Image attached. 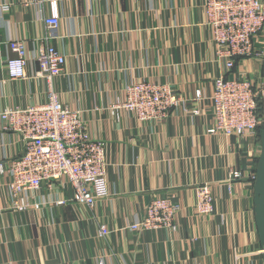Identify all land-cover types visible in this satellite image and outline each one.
Segmentation results:
<instances>
[{
    "label": "crops",
    "instance_id": "crops-1",
    "mask_svg": "<svg viewBox=\"0 0 264 264\" xmlns=\"http://www.w3.org/2000/svg\"><path fill=\"white\" fill-rule=\"evenodd\" d=\"M51 1H56L51 6ZM204 0H0V113L47 101L34 54L46 39L67 57L55 81L63 104L78 110L89 132L106 141L110 194L96 213L69 201V188L46 185L33 201L14 208L0 177V264H264L254 211V184L261 147L208 132L210 96L225 74L206 24ZM58 13L57 29L43 16ZM264 36V35H263ZM263 36L256 48L263 47ZM260 38V39H259ZM15 39L28 44L27 77L12 80L6 60ZM260 80L264 63L246 60L237 70ZM169 84L189 99L197 90L202 113L177 109L161 121H141L112 105L138 81ZM198 105V104H197ZM113 112V113H112ZM0 117V161L23 152L18 134ZM244 178L231 179V171ZM209 185L213 212L197 210V188ZM156 196L179 205L178 230L133 231ZM68 202L59 205L58 198ZM112 231L99 236L100 224Z\"/></svg>",
    "mask_w": 264,
    "mask_h": 264
},
{
    "label": "built area",
    "instance_id": "built-area-1",
    "mask_svg": "<svg viewBox=\"0 0 264 264\" xmlns=\"http://www.w3.org/2000/svg\"><path fill=\"white\" fill-rule=\"evenodd\" d=\"M55 3L51 1V6ZM203 9L216 44L217 60L223 63L225 74L246 60L264 63V0H204ZM42 18L50 29L60 26L58 13ZM262 36L263 47L256 48L258 37ZM48 40L33 57L39 65L36 75L47 84V101L8 108L0 113L6 122L4 128L18 134L24 144L20 155L0 161V177L8 178L5 187L14 208L39 207L41 203L33 198L46 185L52 192L69 188L72 192L69 201L96 213L100 201L110 194L107 143L89 132L80 111L60 100L55 81L66 73L67 57ZM8 46L15 51L6 60L9 77L26 78L31 61L27 42L15 39ZM225 74L214 81L210 96L213 124L208 132L258 141L257 128L261 124L258 99L264 102V75L257 80L244 72L234 76ZM204 99L203 91L197 90L193 99L196 106L190 109L189 99L169 84L144 80L128 84L124 97L118 98L112 109L115 113L122 109L141 121H161L177 109L199 116L203 112L199 103ZM230 175L231 179L244 178L243 172L237 169ZM248 177L254 184L256 169ZM196 195L197 210L202 214L213 212L214 197L209 185L198 187ZM67 202L61 197L56 200L59 205ZM179 210V205L170 197H153L145 207L144 216L132 223L130 229L177 231ZM111 233L106 224H100L99 236L107 237Z\"/></svg>",
    "mask_w": 264,
    "mask_h": 264
},
{
    "label": "water",
    "instance_id": "water-1",
    "mask_svg": "<svg viewBox=\"0 0 264 264\" xmlns=\"http://www.w3.org/2000/svg\"><path fill=\"white\" fill-rule=\"evenodd\" d=\"M254 211L264 260V129L261 132V153L256 166L254 183Z\"/></svg>",
    "mask_w": 264,
    "mask_h": 264
},
{
    "label": "trees",
    "instance_id": "trees-1",
    "mask_svg": "<svg viewBox=\"0 0 264 264\" xmlns=\"http://www.w3.org/2000/svg\"><path fill=\"white\" fill-rule=\"evenodd\" d=\"M234 70H237V66ZM258 115L261 120V124L257 128L258 140L261 141V132L264 129V102L261 99H258ZM258 161V159H257Z\"/></svg>",
    "mask_w": 264,
    "mask_h": 264
},
{
    "label": "rangeland",
    "instance_id": "rangeland-1",
    "mask_svg": "<svg viewBox=\"0 0 264 264\" xmlns=\"http://www.w3.org/2000/svg\"><path fill=\"white\" fill-rule=\"evenodd\" d=\"M264 123V122H263ZM258 143H259V145H260V147H261V141L259 142V140H258ZM261 149V148H260ZM258 162V161H257Z\"/></svg>",
    "mask_w": 264,
    "mask_h": 264
}]
</instances>
